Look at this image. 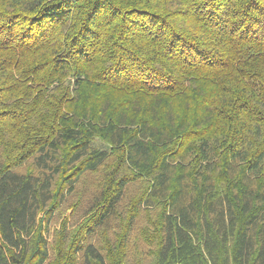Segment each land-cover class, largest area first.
<instances>
[{
    "label": "trees",
    "instance_id": "obj_1",
    "mask_svg": "<svg viewBox=\"0 0 264 264\" xmlns=\"http://www.w3.org/2000/svg\"><path fill=\"white\" fill-rule=\"evenodd\" d=\"M0 264H264V0H0Z\"/></svg>",
    "mask_w": 264,
    "mask_h": 264
},
{
    "label": "rangeland",
    "instance_id": "obj_2",
    "mask_svg": "<svg viewBox=\"0 0 264 264\" xmlns=\"http://www.w3.org/2000/svg\"><path fill=\"white\" fill-rule=\"evenodd\" d=\"M65 207L66 206H63L60 212L55 213L53 220L50 223V243L54 242L56 233L61 230L64 223H66L69 230H74L78 225L79 221H76L77 217L73 216V209H65Z\"/></svg>",
    "mask_w": 264,
    "mask_h": 264
}]
</instances>
